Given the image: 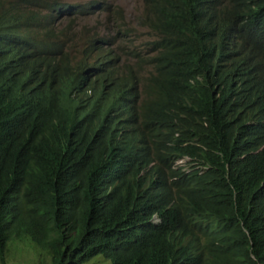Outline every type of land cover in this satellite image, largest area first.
<instances>
[{
	"label": "trees",
	"instance_id": "1",
	"mask_svg": "<svg viewBox=\"0 0 264 264\" xmlns=\"http://www.w3.org/2000/svg\"><path fill=\"white\" fill-rule=\"evenodd\" d=\"M99 8L0 0V264H264V0Z\"/></svg>",
	"mask_w": 264,
	"mask_h": 264
},
{
	"label": "rangeland",
	"instance_id": "2",
	"mask_svg": "<svg viewBox=\"0 0 264 264\" xmlns=\"http://www.w3.org/2000/svg\"><path fill=\"white\" fill-rule=\"evenodd\" d=\"M86 0H73L74 3H84ZM100 8L94 20L90 21L87 30L94 34L97 29H103V26L109 27L107 38L124 49V57L127 61L137 69V58L130 56L131 52L141 54L146 50V43L153 37L150 32L143 27L139 20L143 12V0H98ZM124 28L127 38H122L120 31ZM141 86L144 84L145 77L150 73L151 69L139 71L137 69ZM186 160L182 162L184 165ZM27 242V241H26ZM27 244V243H26ZM30 245V244H28ZM10 260L18 264H30L36 259V254L28 246H12L9 251ZM42 258L48 259L44 254ZM38 259V258H37ZM48 262V260L46 261ZM84 264H111V261L99 256Z\"/></svg>",
	"mask_w": 264,
	"mask_h": 264
},
{
	"label": "clouds",
	"instance_id": "3",
	"mask_svg": "<svg viewBox=\"0 0 264 264\" xmlns=\"http://www.w3.org/2000/svg\"><path fill=\"white\" fill-rule=\"evenodd\" d=\"M88 1H90V0H86L85 2H88ZM96 1H98V0H96ZM84 2V3H85ZM99 2V1H98ZM100 3V2H99ZM106 28H107V26H103V29L101 30V29H97V31L93 34V38L95 37V36H97V35H99L100 37H102L103 38V35H104V33H106ZM124 29V28H123ZM125 58V57H124ZM126 59V58H125ZM184 160H182V161H179L178 162V164H180V165H183L182 164V162H183ZM185 165H188V163H187V160H186V163L184 164V166ZM156 222L158 223V222H160V220L157 218L156 219Z\"/></svg>",
	"mask_w": 264,
	"mask_h": 264
}]
</instances>
